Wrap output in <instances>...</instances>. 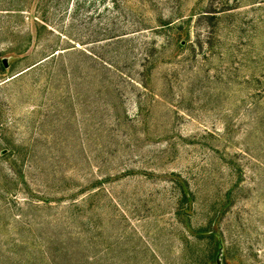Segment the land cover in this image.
<instances>
[{"label":"rangeland","instance_id":"1","mask_svg":"<svg viewBox=\"0 0 264 264\" xmlns=\"http://www.w3.org/2000/svg\"><path fill=\"white\" fill-rule=\"evenodd\" d=\"M209 1L0 0L1 238L21 219L99 264H264V0L214 25Z\"/></svg>","mask_w":264,"mask_h":264},{"label":"trees","instance_id":"2","mask_svg":"<svg viewBox=\"0 0 264 264\" xmlns=\"http://www.w3.org/2000/svg\"><path fill=\"white\" fill-rule=\"evenodd\" d=\"M215 0H210V7H207L208 10H202L206 13L200 15L202 18H207L209 23L212 25L218 23L219 13H225L234 7L229 5V0H218L219 7L213 6ZM172 21L163 22L162 25L170 29L177 28L173 26ZM118 37V35H110L104 39H112ZM72 50V49H71ZM68 51L65 49L62 52L55 49L52 52L42 56L35 63L31 64L30 68L36 67L38 65L42 66L45 62L53 60L55 56L59 53ZM104 64H107L104 60ZM1 67L6 68L7 63L4 60L1 61ZM108 65V64H107ZM111 66V65H108ZM27 69V70H29ZM6 149L0 150V155L3 156L6 153ZM8 178L10 181L18 183L20 175L14 169L10 175L6 174L2 178ZM21 182H25L23 179ZM186 185V183H185ZM180 196L182 203L185 198L190 194L188 188L183 186V183L180 184ZM7 188L0 182V195L5 196ZM43 204L49 205L50 202L47 198L41 199ZM26 201V200H25ZM8 202H4V207H7ZM78 201H72L71 205L73 208L78 207ZM25 205L40 208L42 205L38 201L29 200L25 202ZM0 230L9 229L8 225H0ZM67 225H56V228L51 230L50 228H42L32 226L31 223L24 220H17L15 226V232L10 234L9 238L0 237V264H99L100 256L97 253L90 255L87 252V247L83 245V239L81 238L80 233H72L71 230H67ZM212 235L216 236L214 230L210 231V237ZM3 244H6L5 247ZM89 247V244H87ZM221 252V242L219 237L216 236L215 243V253L213 257V263H219L220 258L223 254Z\"/></svg>","mask_w":264,"mask_h":264},{"label":"water","instance_id":"3","mask_svg":"<svg viewBox=\"0 0 264 264\" xmlns=\"http://www.w3.org/2000/svg\"><path fill=\"white\" fill-rule=\"evenodd\" d=\"M4 60V62H6V60L5 59H3Z\"/></svg>","mask_w":264,"mask_h":264}]
</instances>
